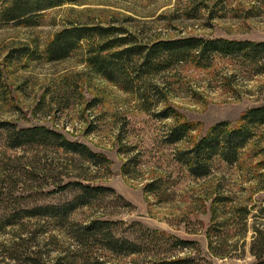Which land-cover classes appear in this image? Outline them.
Returning a JSON list of instances; mask_svg holds the SVG:
<instances>
[{
  "label": "rangeland",
  "instance_id": "374dc122",
  "mask_svg": "<svg viewBox=\"0 0 264 264\" xmlns=\"http://www.w3.org/2000/svg\"><path fill=\"white\" fill-rule=\"evenodd\" d=\"M70 22L114 24L140 41L188 35L262 40L264 0H77L44 9L37 24L1 22L0 120L17 127L45 125L103 153L109 163L95 165L55 146L13 147L0 128V224L10 223L0 228V264H122L133 258L143 264L153 258L152 246L138 255L116 256L96 249L79 257L66 228L55 218L20 215L22 209L70 198L73 189L64 185L79 179L75 173L80 171L85 175L82 181L110 186L114 192L100 194L95 205L80 206L69 218L117 221L114 230L119 237L140 242L142 226L194 241L192 247L164 244L169 251L161 254L170 257L199 255L212 264L254 263L250 225L243 234L239 223L223 226L228 242L236 243L223 257L209 253L205 231L216 193L228 195L233 205H247L249 223L255 213L264 225L258 215L264 205V125L235 163L214 160L208 176L190 175L173 158L174 148L189 142L162 140L171 117L158 119L144 111L136 92L90 69L83 49L56 60L43 56L54 32ZM23 46L28 47L27 55H11ZM237 68L231 59L219 57L208 67L187 62L160 72L154 79L164 85L166 97L154 109L171 105L181 119L196 122L192 139L218 120L235 124L244 109L264 102V72L246 75ZM126 161L133 165L128 174L122 171ZM159 179V190H144L146 183ZM230 206L227 202L223 208ZM65 250L67 257L58 259Z\"/></svg>",
  "mask_w": 264,
  "mask_h": 264
},
{
  "label": "trees",
  "instance_id": "16d2710c",
  "mask_svg": "<svg viewBox=\"0 0 264 264\" xmlns=\"http://www.w3.org/2000/svg\"><path fill=\"white\" fill-rule=\"evenodd\" d=\"M75 1L77 0H0V23L12 21L24 25L37 24L44 9ZM125 32L123 27L114 24L70 22L54 32L43 49V56L49 60H56L69 56L75 50L83 49L85 62L90 69L108 80L118 82L124 89L136 92L144 111L158 119L171 117L173 121L164 130L162 140L167 144L189 142L174 148L173 158L190 175L208 176L214 169V160L227 164L235 163L239 159L241 149L254 137L258 127L264 125V102L244 109L235 124L226 119L218 120L205 133L192 139L191 132L196 128V122L181 119L179 112L171 105L163 104L154 109V106L164 101L166 97L164 85L155 80L154 76L160 72L171 71L177 65L187 62L208 67L219 57L231 59L237 65V71H243L246 75L263 73L264 39L188 35L140 41L135 34ZM27 50V46L16 47L11 55L17 57L27 55ZM0 128L5 130L7 142L13 147L37 143L77 154L95 165L109 163V158L103 153L94 151L84 142L70 140L63 133L45 125L17 127L9 121L0 120ZM122 148L121 144V150ZM79 168L75 167V170ZM132 169L133 165L124 162L123 173L128 174ZM75 176L79 179L70 180L64 185L73 189L70 198L58 203L22 209L20 215L55 218L60 226L66 228L75 245L74 255L79 257H83L84 251H90L92 254V250L96 249L108 250L116 256L138 255L152 246V250L149 251L153 252L151 255L153 258L143 264H212L199 255L170 257L161 254L169 251L164 244L192 247L195 243L191 240L156 232L141 225L145 234L141 235L140 242L119 237L114 230V222L117 221L100 216L84 222L69 218L76 208L95 205L100 194L114 192L110 186L82 181L85 175H82L81 171L75 173ZM160 188V179L151 180L144 185L145 191H156ZM227 202H230L231 206L227 210L229 214L225 216L227 211L223 205ZM212 203L211 222L205 231L209 253L223 257L236 246V243L228 242L226 235L223 234L226 229L223 226L239 223L237 225L243 234L249 230L250 225L252 238L249 251L256 259L252 264H264V225L263 222H259L262 219L257 218V214L254 213L250 224L248 221L250 207L233 205L232 199L226 194L216 193ZM259 211L261 215H258L264 219V205L260 206ZM222 213V217H219ZM7 224L10 223L2 222L0 228ZM67 252L65 250L64 255L57 258H66ZM88 257L85 255V259ZM122 264H138V261L133 258Z\"/></svg>",
  "mask_w": 264,
  "mask_h": 264
}]
</instances>
